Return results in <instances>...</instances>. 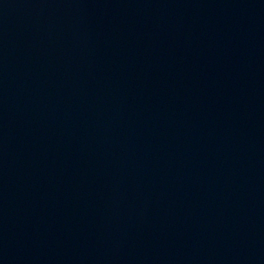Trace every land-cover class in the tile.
Segmentation results:
<instances>
[{
    "label": "water",
    "instance_id": "1",
    "mask_svg": "<svg viewBox=\"0 0 264 264\" xmlns=\"http://www.w3.org/2000/svg\"><path fill=\"white\" fill-rule=\"evenodd\" d=\"M0 257L264 264V0H0Z\"/></svg>",
    "mask_w": 264,
    "mask_h": 264
}]
</instances>
